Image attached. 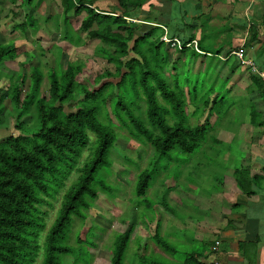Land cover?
<instances>
[{"label": "trees", "instance_id": "trees-1", "mask_svg": "<svg viewBox=\"0 0 264 264\" xmlns=\"http://www.w3.org/2000/svg\"><path fill=\"white\" fill-rule=\"evenodd\" d=\"M27 2L32 0L22 3ZM95 2L62 0L63 21L69 24L70 16L82 17L80 29L105 44L98 52L114 64V73L104 71L94 76L86 62L70 61L63 69L60 61L59 69L51 66L48 70L47 95L41 92L44 74L37 65L31 68L28 89L25 90L28 74L22 71L8 76L9 85L0 86V128L7 107L5 100L9 97L12 108L17 111L15 128L24 132L0 138V264H64L62 256L75 252L69 244L74 219H86L87 211L100 193L110 187L104 179L98 183L96 178L104 167H111L109 153L118 139L116 122L118 128L127 129L135 139L151 144L154 148L151 162L155 165L159 164L156 157L170 158L174 152H194L201 147L210 127L209 114L213 110L209 108L210 85L204 81L201 84L198 77L192 78L189 73L183 77L176 62L167 68L171 42L162 36L151 40L159 26L136 35L138 25L127 20L138 14L137 7L129 3L132 0H118L117 11L120 12L101 10ZM26 17L22 26L35 25L29 14ZM184 25L183 28L186 23ZM261 30L264 36V17L249 23L248 35L251 33L254 40L261 41ZM179 38L184 44L195 39L193 35ZM262 42L261 51H264V39ZM164 43L168 44L167 49H163ZM247 43L246 39L244 44ZM198 44L200 46L199 41ZM190 48L184 45L177 50L187 55ZM21 50L14 44H0V64L16 58V52ZM192 54L201 53L195 49ZM166 68L171 73V81ZM249 69L257 91L264 95V81ZM200 94L206 97L204 108H201ZM211 101L215 103L217 96ZM142 102L146 117L140 112ZM112 103L122 114L121 119L108 109L113 116L112 119L105 117V121L109 120L105 122L99 114ZM67 106L73 109L68 110ZM206 110L209 114L203 122H190L191 117L197 118ZM261 114L255 107L251 110V121L257 126H264ZM87 150L91 153L85 157ZM156 169L146 168L137 175L135 193L139 198L147 194ZM241 173L240 168L235 171L239 187L243 186ZM59 196L57 216L42 239L47 230V216ZM163 205L168 206L166 197ZM132 229L131 226L115 237L110 264H124ZM154 238L160 247L173 255L176 253L158 227ZM204 249L190 251L187 260L191 262L182 264H204L200 260L205 255ZM142 264L161 263L147 260Z\"/></svg>", "mask_w": 264, "mask_h": 264}, {"label": "rangeland", "instance_id": "rangeland-1", "mask_svg": "<svg viewBox=\"0 0 264 264\" xmlns=\"http://www.w3.org/2000/svg\"><path fill=\"white\" fill-rule=\"evenodd\" d=\"M198 1L201 3L200 9L199 6L195 8L197 0H145L144 2L132 0L129 3L137 7L138 14L127 17V20L133 25H138L136 35L152 26H159L151 40L158 36L164 38L163 35L172 37L174 34L178 38L180 35L197 37L198 40L196 38L194 40L197 41L198 48L204 50L197 56L192 54L195 50L193 46H190L187 55L179 52L177 49L180 48L173 45L168 48V44L164 43L163 49L168 48L170 62L168 69L176 62L178 72L183 73V77L189 73L192 78L198 77L201 84L204 81L210 85L212 94L209 108L213 107V110L210 114L206 110L204 113H199V117L190 119L191 123L203 122L209 114L210 127L201 147L191 154L174 152L170 158L156 157L159 164L155 165L151 162L154 155L151 144L135 139L127 129L118 128L119 123L114 124L113 117L118 139L109 153L112 164L110 168L104 167L96 178L98 183L104 179L110 187L106 189L107 192L100 193L92 208L87 211L86 219H74L69 244L75 248V252L62 256L64 264H110L115 237L122 231H128L131 226L133 227L131 242L128 245L124 264H142V261L144 263L147 260L158 261L161 264L187 263L190 251L204 249L205 245L202 242L207 236L212 235L211 230L207 229L215 225L213 218L216 214L223 218L222 213H226L223 211H226L227 202L213 196L215 193H221L220 184L214 180L222 178L226 173L224 166L233 161V159L229 160L226 154L230 151L236 154L242 149L241 141L246 136L245 131L251 127L249 123L251 110L253 107L257 110L263 109L264 96L253 84L247 66L244 67L234 55L226 60L218 55H226L229 47L236 49L249 37L247 41L248 43L250 41V48L245 44L244 47L250 58L249 51L255 48L254 45L258 40H254L251 33L248 35L249 23L252 20H259L262 14H260L261 10L252 7L245 15L239 12L238 3L234 5L236 8L229 3L230 14L222 13L226 11L225 4L221 13L214 14V9L218 6L217 2L224 0H216L217 2L213 4L207 3V0ZM22 2L23 0H0V44H14L22 48L20 53L16 52V58L5 60L0 64V86L9 85L11 80L8 76L18 75L22 71L28 74L25 90L28 89L31 68L37 65L44 74L41 92L47 95L48 70L51 66L59 69L60 61L63 69L70 61L86 62V67L93 71L94 76L104 71L112 73L116 71L114 64L98 52L100 46L105 44L100 39L91 38L87 32L80 29L81 16L72 15L70 23L65 24L62 0ZM141 2L143 4L139 5L138 3ZM242 3L244 4V1ZM201 10L204 14L195 17V14ZM185 11H187L186 16L183 14ZM28 14L34 19L35 25L28 23L22 26ZM184 23H186L185 28H183ZM66 34H71V37L66 38ZM129 44L131 46L132 41ZM133 55L131 53V56ZM167 68L166 75L171 81V73ZM208 87L206 89H209ZM216 96L217 101L212 103L211 100L214 101ZM200 98L203 100L201 108H204L205 94H200ZM5 102L7 107L0 128V138L23 132L15 128L14 113L17 111L12 108L9 97ZM141 108L140 112L143 113L141 114L146 117L144 102L141 103ZM191 108L192 105L189 109ZM67 109L73 108L67 106ZM102 109L99 114L101 120L105 121V117L112 119L113 115L108 109L118 120L121 119L122 114L120 115L115 109L114 103ZM108 119L105 122H109ZM127 127L131 130L130 125ZM231 138L234 140L230 142ZM89 152L85 151L84 156L86 157ZM155 167L157 169L152 176L147 194L139 198L135 193L137 175L143 169L152 170ZM73 178L74 176L71 179ZM69 182L68 180L67 184ZM165 197L168 202L167 207L163 205ZM213 199L215 203L218 202L214 207L210 204ZM60 200L61 196L55 207L49 211L47 230L42 234V239L57 216ZM157 227L176 249L174 255L157 244L154 238ZM143 254L146 257H143Z\"/></svg>", "mask_w": 264, "mask_h": 264}, {"label": "crops", "instance_id": "crops-1", "mask_svg": "<svg viewBox=\"0 0 264 264\" xmlns=\"http://www.w3.org/2000/svg\"><path fill=\"white\" fill-rule=\"evenodd\" d=\"M233 1L224 0L223 2H217L212 0L210 2V0H207V3H218V6L214 9V14L221 13L224 10V4L226 11L222 13L230 14L231 5L229 3L233 4V6L238 3L239 12L246 15L249 8L251 10L252 7H256L261 10L260 14L264 17V0ZM243 1L244 4L242 3ZM95 4H97L95 5L97 7L102 6L98 7L101 10L110 9L117 11L119 9L118 0H96ZM202 4L205 6L203 2ZM199 5L201 3L197 0L195 8ZM234 7L236 8V6ZM200 8L202 7L199 6ZM186 12H183L185 16L187 15ZM201 14H204L203 10L196 13L195 17H199ZM255 15H257L256 12ZM262 16L261 18L263 19ZM261 18L257 19V21H260ZM163 27L165 26L163 25ZM260 34L259 38L261 41H257L254 45L256 49L252 48L254 46L251 47L252 50L250 49L249 56L254 60L258 70L264 72V51H261L262 40L264 39L262 30ZM195 38L197 39L196 36ZM246 46L250 48L249 43ZM231 49L229 47L227 51ZM247 68L249 67L247 66ZM249 73L251 74V71ZM258 111L262 113L260 118L264 120V107ZM249 123L251 127L245 131V133L247 132L246 136L241 141L242 149L236 154L231 151L226 154V157L229 160L233 159V161L224 166L226 173L224 172L225 174H223L222 178L213 179L220 184L219 190L221 192L215 193L213 195L214 198L225 200L227 206L225 208L226 211H223L226 213H222L223 218L218 217L216 214L213 218L215 225L207 229L211 230L212 235L207 236L205 241L202 242L205 245V255L200 260L204 264H264V126L255 125L251 121V113ZM229 140L231 142L234 138ZM237 157L238 160H236ZM239 168L242 170V187H239L235 176V171ZM214 200L210 203L213 207L218 203H215ZM219 211H221V208ZM216 241L219 244L214 247Z\"/></svg>", "mask_w": 264, "mask_h": 264}, {"label": "built area", "instance_id": "built-area-1", "mask_svg": "<svg viewBox=\"0 0 264 264\" xmlns=\"http://www.w3.org/2000/svg\"><path fill=\"white\" fill-rule=\"evenodd\" d=\"M164 40L168 41V42H171V45L173 46H176L177 48H183L184 45L186 46H193L195 47V49L199 52V53H203L202 50H200L198 48V45H197V41L196 40H193L192 42L188 43V44H184V42L178 38V37H174V38H171V37H168L167 35H163ZM235 56L242 64L246 65V66H249L251 68V70L255 73H257L261 78L262 80L264 81V72H261L258 70L257 66L255 65V63L253 62V60H251L247 54H246V50H245V47H244V42L241 44V46H239L238 48L236 49H233L230 51V53L226 54V55H222V54H219L218 56L221 57L222 59L226 60V59H229L230 56ZM219 244L218 241H216V244L214 247H216L217 245Z\"/></svg>", "mask_w": 264, "mask_h": 264}]
</instances>
